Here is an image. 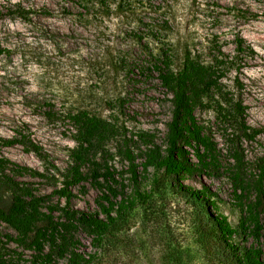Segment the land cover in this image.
I'll list each match as a JSON object with an SVG mask.
<instances>
[{
  "label": "rangeland",
  "instance_id": "obj_1",
  "mask_svg": "<svg viewBox=\"0 0 264 264\" xmlns=\"http://www.w3.org/2000/svg\"><path fill=\"white\" fill-rule=\"evenodd\" d=\"M89 1L93 6L86 9L84 0H0V139L23 141L11 146L0 142V157L10 161L9 168L17 164L40 174L15 179L46 196L45 205L56 207V219L64 206L99 213L96 199L101 192L90 180L70 187L69 201L57 194L75 147L66 111L86 109L114 123L135 153L143 149L140 133L164 145L171 96L151 68L155 54L172 49L176 65L185 48L208 59L212 48L220 47L233 57L235 36L243 37L253 52L241 55L240 71L230 70L222 82L232 92L235 78L243 83L238 95L246 105V124L258 134L240 140L239 148L244 176H255V164L264 159V0ZM139 21L166 30L153 42ZM48 111L53 117L46 116ZM196 117L216 143L219 170L167 176L152 168L143 171L138 156V187L147 199L121 215L98 246L83 229L74 233L78 248L91 257L89 264H229L207 244L210 218L222 215L237 227L245 215L244 197L253 194L235 190L227 174L233 159L225 139L233 129L209 108L197 110ZM116 144L114 139L105 145L104 158L118 174L113 187L129 197L130 174L127 162L116 155ZM187 150L196 162L193 149ZM187 189H206L210 200L195 202ZM261 224L257 244L264 257V208ZM6 235L16 234L0 222V248L12 256L19 253L28 264L31 252L6 241ZM232 241L249 246L253 238L245 234Z\"/></svg>",
  "mask_w": 264,
  "mask_h": 264
},
{
  "label": "trees",
  "instance_id": "obj_2",
  "mask_svg": "<svg viewBox=\"0 0 264 264\" xmlns=\"http://www.w3.org/2000/svg\"><path fill=\"white\" fill-rule=\"evenodd\" d=\"M99 4L102 5L103 2L99 1ZM89 6H93L91 1L84 0L83 8L88 9ZM121 11L120 7L118 12ZM1 15L0 10V17ZM141 24L148 32V40L153 42L157 41L161 31L166 30ZM244 43L243 37H234L233 57L227 56L220 47L217 50L212 48L213 54L208 59L185 48L177 65L172 49L159 50L155 54V62L151 68L157 73L160 85L171 96V117L166 123L164 145L154 143L150 134L140 133L137 138L143 140V149L139 148L135 153L130 149L127 139L118 134L119 128L114 123L90 110L66 111L65 118L74 129L72 138L75 147L69 154L70 165L64 176V187L57 194L69 201V188L90 180L101 192L96 199L99 213L88 214L64 206L59 209L61 216L56 219L53 215L56 207L45 205L46 196L36 195L30 183L15 179L19 174H40L17 164L9 168L10 161L0 157V222L5 223L16 234L14 237L6 235V241L31 252L28 264H89L91 257L85 256L78 248L74 233L77 229H83L92 236L93 244L98 246L102 236L121 215L134 208L138 200L147 199L138 187V156L143 160L140 163L143 171L152 168L163 171L167 176L183 177L196 172L219 170L216 143L196 117L197 110L209 108L217 119L233 129L225 139L231 144L230 156L233 159L228 165L227 174L235 190H240L243 195L253 196L244 197L242 208L245 215L237 227H233L222 215L210 218L211 241L207 244L211 245V249L217 248V252L225 256L229 264H264L262 249L257 244L261 236V211L264 208V159H258L255 164L257 174L247 178L244 176V162L239 148L240 140L254 139L258 130L246 124V105L238 95L243 90V83L235 78L232 92L222 82L230 70L240 71L241 55L246 58L253 52L252 47L244 46ZM46 116L53 117L50 111L46 112ZM114 139L117 142L116 155L127 162L133 187L129 197L122 190L113 187L118 174L115 169H110L104 158L108 152L105 145ZM0 142L4 146H11L23 141L10 138L0 139ZM187 148L193 149L196 162H192ZM186 192L191 199L201 204L205 198H210V192L206 189H187ZM245 234L253 238V243L249 246L232 241L235 236ZM8 252L7 249L0 248V264H27L19 253L13 251L16 256H12Z\"/></svg>",
  "mask_w": 264,
  "mask_h": 264
}]
</instances>
